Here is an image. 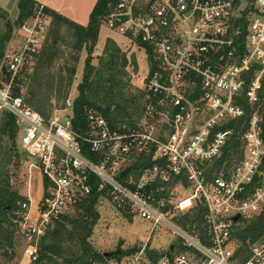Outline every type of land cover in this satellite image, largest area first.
<instances>
[{"label":"built area","instance_id":"built-area-1","mask_svg":"<svg viewBox=\"0 0 264 264\" xmlns=\"http://www.w3.org/2000/svg\"><path fill=\"white\" fill-rule=\"evenodd\" d=\"M240 4L114 0L103 23L128 40L129 55L144 51L148 71L141 88L148 101L136 127L112 128L89 109L83 132L72 126L70 99L47 116L15 90L42 46L50 16L36 5L19 27V44L5 50L0 81V111L13 116L29 166L47 181L35 215L28 199L13 217L30 262L37 261L38 240L51 221L96 189L100 199L171 232L156 264H264V233L249 243L245 259L236 253L234 233L243 218L264 212L257 110L241 135V158L214 168L232 133L222 125L244 115L240 98L256 104L264 77V0ZM145 156L150 162L143 164Z\"/></svg>","mask_w":264,"mask_h":264},{"label":"trees","instance_id":"trees-1","mask_svg":"<svg viewBox=\"0 0 264 264\" xmlns=\"http://www.w3.org/2000/svg\"><path fill=\"white\" fill-rule=\"evenodd\" d=\"M113 2L114 0H96L86 25L77 23L45 7V11L57 24L64 23L72 29L74 36L72 48L76 52L75 58H78V54L83 49L86 51L81 81L77 83V94L72 101L71 121L73 128L78 132H83L87 127L86 114L89 109L100 112L112 128H119L123 124L136 127L144 115V108L148 101L143 89L136 88L134 90L132 88L126 69L128 58L115 41L107 39L103 54L95 56L97 63L92 61L100 25ZM17 4L18 15L13 20H10L7 12L0 8V20L5 21L6 28L0 34V81L5 69L3 56L12 29L14 26L20 27L31 17L38 2L36 0H18ZM244 20L245 17L242 21ZM55 52L56 38H53L50 43L44 45L39 53L40 62L49 61ZM149 58L151 59V57ZM132 64L136 68L133 57ZM29 70L30 68L17 80L15 90L18 94H21L25 78L29 77ZM37 71L39 72V70ZM37 71L33 75H37ZM68 71L67 87L69 88L76 68L70 67ZM59 79L61 83L64 77L60 76ZM48 99L49 96L46 100ZM239 100L243 104L245 113L241 118L230 119L222 125L221 128L231 129L232 133L229 135L221 155L214 161L215 169H218L224 162L231 165L241 158V135L247 128L251 113L255 110H258L262 116L261 136L264 138V77L260 81L258 101L255 105H249L245 98ZM28 101L34 105L36 110L45 115L46 107L33 99ZM0 112V136L2 139H6L5 146L1 147L0 145V251L11 257L18 239L21 237L13 222V217L21 202L28 198L12 184V173L8 167V162L16 150L15 140L18 139V127L10 113ZM141 162L149 163L150 158L145 156ZM137 166L138 164L135 165V167ZM43 183L46 188L47 181L43 180ZM99 201L100 193L93 189L90 194L79 196L70 209L54 218L38 240V259L35 264H101L106 256L103 252H99L90 241L93 228L100 216L97 208ZM120 210L125 215L130 214L124 209ZM234 233L239 243L236 253H242V258L245 259L249 254V243L256 241L264 233V212L243 218L235 226ZM148 255L153 257L156 253L152 252Z\"/></svg>","mask_w":264,"mask_h":264},{"label":"rangeland","instance_id":"rangeland-1","mask_svg":"<svg viewBox=\"0 0 264 264\" xmlns=\"http://www.w3.org/2000/svg\"><path fill=\"white\" fill-rule=\"evenodd\" d=\"M94 1L95 0H85V8H88ZM246 4L247 0H241V6L245 7ZM65 8L64 6L63 10ZM80 11L81 9L79 8V13H81ZM59 14L65 16L62 13ZM9 19L13 20L11 18ZM5 29V21L2 19L0 20V34L4 32ZM19 38V27L14 26L6 48H8L9 45L17 46L19 44ZM53 38H56L55 54L51 56L49 61L40 62L39 53L44 48V45L50 43ZM107 39L115 41L123 51L128 48V40L117 32L110 30L102 22L97 43L93 51V63L96 64V57L103 54ZM73 42L74 36L72 29L64 23L57 24L56 21L49 16L42 46L39 49L40 52L38 51L39 55L37 54L34 58L33 64L29 70V77L25 78L24 87L21 90V94L26 103L34 108V105L28 100L33 99L37 101V103L39 102L40 105L46 107L47 111L45 115L47 116L55 109L62 108L66 99L73 101L77 94V83L81 81L86 51L83 49L78 54V58H75L76 52L72 48ZM127 50L124 52L127 58L129 57L126 69L129 74L130 83L134 90L136 88L142 89V79L148 71L147 57L143 50L132 49V55H129V50ZM132 57L135 60L136 68H134L132 64ZM70 67H75L76 72L71 86L68 88V68ZM37 70H39V72ZM35 71H37V75H33ZM60 76L64 77L61 83L59 79ZM60 84L61 88L59 89ZM47 96H49L48 100H46ZM257 112L260 113L258 110ZM5 143L6 139H2L0 136L1 147H4ZM15 146L16 150L13 152V156H11L8 162V167L12 173L11 181L14 187L31 201L32 212L35 215L36 204L41 200L44 194L45 187L43 177L39 169L35 166H29L31 159L25 157L17 138L15 140ZM97 208L100 216L93 228L90 241L99 252L111 253L109 256H106L101 264H156L160 261L161 254L171 240V232L169 230L162 225H155L153 227L151 222L141 218L135 213L125 215L118 207L111 205L106 199H100ZM152 227L153 230L151 232ZM235 243L237 246L239 245L236 237ZM25 244V240L20 237L11 257H8L0 251V264H35L30 262L24 255L23 250ZM143 248H151L157 251L158 254L151 257L142 252Z\"/></svg>","mask_w":264,"mask_h":264},{"label":"crops","instance_id":"crops-1","mask_svg":"<svg viewBox=\"0 0 264 264\" xmlns=\"http://www.w3.org/2000/svg\"><path fill=\"white\" fill-rule=\"evenodd\" d=\"M36 1L38 3H42L49 10L55 11L57 13L58 12L62 13L66 17L82 25L87 24L89 13L96 2L95 0L94 3H91L89 7L86 6L88 8H85V3H84L85 0H36ZM17 3H18V0H0V8H2L3 10L7 12L9 18L15 19L18 15V4ZM64 6L66 8L63 10ZM79 8L81 9L80 11L81 13H79Z\"/></svg>","mask_w":264,"mask_h":264},{"label":"water","instance_id":"water-1","mask_svg":"<svg viewBox=\"0 0 264 264\" xmlns=\"http://www.w3.org/2000/svg\"><path fill=\"white\" fill-rule=\"evenodd\" d=\"M233 219H234V221H236V220L238 219V215L234 216ZM152 252L158 254L157 251H154V250L151 249V248H144V249H143V253H145V254H149V253H152ZM103 254H104L105 256H109L111 253H110V252H104Z\"/></svg>","mask_w":264,"mask_h":264}]
</instances>
